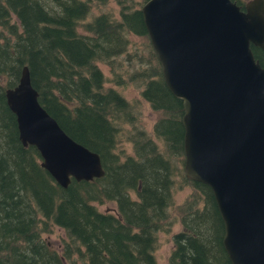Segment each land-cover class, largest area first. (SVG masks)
Wrapping results in <instances>:
<instances>
[{
    "label": "trees",
    "instance_id": "16d2710c",
    "mask_svg": "<svg viewBox=\"0 0 264 264\" xmlns=\"http://www.w3.org/2000/svg\"><path fill=\"white\" fill-rule=\"evenodd\" d=\"M113 1L115 8L109 0H0V264H157L158 233L170 230L177 182L190 193L178 207L182 229L173 235L169 264H231L212 191L183 171L182 100L162 78L140 10L147 0ZM252 50L264 68V51ZM25 65L41 106L99 154L104 176L71 179L63 188L39 151L21 143L5 91ZM105 81L138 83L158 113L154 136L137 124L136 105ZM122 133L132 153L119 149ZM108 201L114 212L97 208ZM54 227L64 232L60 251L43 237Z\"/></svg>",
    "mask_w": 264,
    "mask_h": 264
},
{
    "label": "water",
    "instance_id": "95a60500",
    "mask_svg": "<svg viewBox=\"0 0 264 264\" xmlns=\"http://www.w3.org/2000/svg\"><path fill=\"white\" fill-rule=\"evenodd\" d=\"M141 15L161 75L182 100L183 171L212 191L231 264H264V0H147ZM19 139L63 188L104 176L98 153L41 106L22 67L5 91Z\"/></svg>",
    "mask_w": 264,
    "mask_h": 264
},
{
    "label": "rangeland",
    "instance_id": "374dc122",
    "mask_svg": "<svg viewBox=\"0 0 264 264\" xmlns=\"http://www.w3.org/2000/svg\"><path fill=\"white\" fill-rule=\"evenodd\" d=\"M242 3L247 2L248 0H239ZM109 5L112 7H116L113 0H109ZM104 10V7L102 8ZM93 11H97L94 9ZM136 43V48L140 51L141 47L145 50V46L143 45L144 41L141 38L132 37L131 38ZM140 45H138V44ZM146 53V51H144ZM123 57H121L119 60H121ZM100 69L102 70L105 77H110L111 73L109 72V68L104 65L100 64ZM145 66V65H143ZM138 67V66H137ZM140 85V84H139ZM104 86L107 87H114L116 88L120 93H122L125 98L130 101L131 103L136 105V110L139 112V118L138 123L143 128L146 129V131L151 135H153V125L155 121L158 118V113L153 111L149 105L148 102L144 101L141 97V90L142 88L138 86V83H132L129 82L126 87H117L112 82L105 81ZM129 127L126 125L124 127V131L128 129ZM119 149H123L125 153H132L131 145L126 140L125 134L122 133L119 137ZM178 179V178H177ZM190 193V189L188 187H183L180 189V186L178 185V182L175 184V190H174V205L169 207L168 213L170 215V221L171 225L168 227L170 230L162 231L158 233V241H157V247L154 251L155 258L157 264H169V256L171 254L172 249L174 248L173 243V235L176 232L181 231L182 225L180 222V219L182 217V214L178 210V207L181 205L184 198L187 196V194ZM97 208L102 212H114L115 211V203L112 201L105 202L104 204H96ZM64 235V232L59 229L58 227H54V231L51 233H44L43 237L45 241L49 244L50 247H52L54 250L60 251L61 250V242H62V236ZM65 264H70L69 261H65Z\"/></svg>",
    "mask_w": 264,
    "mask_h": 264
},
{
    "label": "bare ground",
    "instance_id": "6f19581e",
    "mask_svg": "<svg viewBox=\"0 0 264 264\" xmlns=\"http://www.w3.org/2000/svg\"><path fill=\"white\" fill-rule=\"evenodd\" d=\"M28 67V66H27ZM29 69V68H28ZM30 74V73H29Z\"/></svg>",
    "mask_w": 264,
    "mask_h": 264
}]
</instances>
